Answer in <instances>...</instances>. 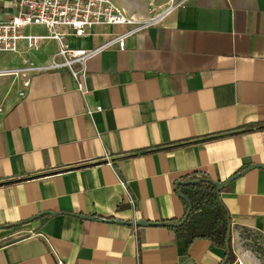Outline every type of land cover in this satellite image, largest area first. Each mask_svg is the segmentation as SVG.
Listing matches in <instances>:
<instances>
[{"label": "crops", "instance_id": "obj_1", "mask_svg": "<svg viewBox=\"0 0 264 264\" xmlns=\"http://www.w3.org/2000/svg\"><path fill=\"white\" fill-rule=\"evenodd\" d=\"M113 1L139 20L181 5L90 58L82 89L67 69L0 74V264H220L210 241L161 225L186 217L176 185L194 171L237 176L222 192L233 251L261 264L246 237L264 238V168L250 169L264 166V0Z\"/></svg>", "mask_w": 264, "mask_h": 264}, {"label": "built area", "instance_id": "obj_2", "mask_svg": "<svg viewBox=\"0 0 264 264\" xmlns=\"http://www.w3.org/2000/svg\"><path fill=\"white\" fill-rule=\"evenodd\" d=\"M180 5L172 3L166 9H161L151 3V17L139 20L113 0H0V55H19L37 50L43 40H51L58 45L48 64L34 66L26 60L25 68L0 71V74L67 69L82 89L87 75L86 63L90 58L114 46L124 50L128 38L159 24ZM31 26L44 27L48 35H25L24 31ZM103 27H125L127 30L95 49H76L68 42L69 37L86 38L91 36L94 29ZM96 111L101 112L102 107H97ZM88 114L92 115L93 111L89 110ZM127 197L134 206L135 201L129 193ZM235 264L245 263L235 261Z\"/></svg>", "mask_w": 264, "mask_h": 264}, {"label": "trees", "instance_id": "obj_3", "mask_svg": "<svg viewBox=\"0 0 264 264\" xmlns=\"http://www.w3.org/2000/svg\"><path fill=\"white\" fill-rule=\"evenodd\" d=\"M262 129L264 126L251 127ZM182 182L200 181L196 184L179 186L178 193L187 197L192 203V212L183 226L177 221H170V226L177 237L186 239L189 245L197 240H208L224 251V259L220 264H234L236 255L232 247V219L226 207L222 191H218L215 181L205 172L194 171L181 177ZM189 210V204L182 198ZM230 239L228 242L227 240Z\"/></svg>", "mask_w": 264, "mask_h": 264}, {"label": "rangeland", "instance_id": "obj_4", "mask_svg": "<svg viewBox=\"0 0 264 264\" xmlns=\"http://www.w3.org/2000/svg\"><path fill=\"white\" fill-rule=\"evenodd\" d=\"M25 35L32 36H46L48 35L47 30L41 26H31L24 31ZM21 47V46H20ZM58 45L56 42L51 40H43L40 47L37 50H33L27 53L31 64H41L46 61H50L52 56L57 52ZM18 54L5 53L0 55V70H7L19 67L17 62ZM11 77L10 79H12ZM246 242L249 250L257 256L261 264H264V238L257 235L254 232H248Z\"/></svg>", "mask_w": 264, "mask_h": 264}, {"label": "water", "instance_id": "obj_5", "mask_svg": "<svg viewBox=\"0 0 264 264\" xmlns=\"http://www.w3.org/2000/svg\"><path fill=\"white\" fill-rule=\"evenodd\" d=\"M264 168V166L263 165H253V166H251L250 167V169H253V168ZM237 178V176H235V177H232L231 179H229L228 181H226V182H224V183H220V182H215L214 184L216 185V187H217V189H218V191H222V190H224L233 180H235ZM198 182H200V181H194V182H177V185H176V190L178 191L179 190V186H181V185H191V184H196V183H198ZM179 196L181 197V198H183L188 204H189V210H188V213H187V215H186V217L183 219V221L182 222H180L179 224H176V225H174V226H183L186 222H187V220H188V218H189V216H190V214H191V212H192V203H191V201L187 198V197H185V196H182V194H180L179 193ZM122 224H126V225H133L134 223H125V222H123ZM137 225H140V226H151V225H153L152 223H150V222H147V221H138L137 222ZM161 225H163V226H169V225H171L170 223H162ZM228 242L230 241V239H228L227 240Z\"/></svg>", "mask_w": 264, "mask_h": 264}]
</instances>
